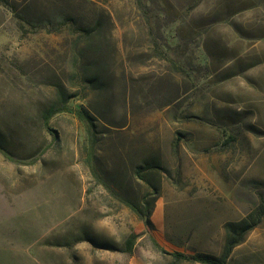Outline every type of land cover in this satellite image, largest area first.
Masks as SVG:
<instances>
[{"label":"rangeland","instance_id":"rangeland-1","mask_svg":"<svg viewBox=\"0 0 264 264\" xmlns=\"http://www.w3.org/2000/svg\"><path fill=\"white\" fill-rule=\"evenodd\" d=\"M11 1L0 264H127L131 234L151 245L166 221L194 236L196 214L223 215L216 229L264 203V0ZM64 101L89 114L93 137L68 112L46 129L43 113ZM146 160L160 166L156 191L135 173ZM246 238L249 264H264V219Z\"/></svg>","mask_w":264,"mask_h":264},{"label":"crops","instance_id":"crops-1","mask_svg":"<svg viewBox=\"0 0 264 264\" xmlns=\"http://www.w3.org/2000/svg\"><path fill=\"white\" fill-rule=\"evenodd\" d=\"M196 215L198 216L192 218L200 219V221L194 222L195 227L191 229L198 230L200 233L198 232L193 236L188 228L176 226L184 223L172 225L171 222H160V225L157 226L151 234L155 243L149 245L136 242L133 247V253L131 255L127 254L129 257L127 264H200L176 259L170 255L174 253H180L186 256H191L196 253L210 254L217 257L221 256L226 241L224 224L233 221L222 222L221 226L215 229L213 225L217 222L212 220L225 218L223 215L213 216L206 213ZM177 218L187 219L190 217L179 216ZM163 219H165V217H163ZM214 229L218 230V235L207 234ZM214 242H216V245L211 246ZM162 250L169 254L162 253ZM253 255L254 252H251L249 247V238H246L242 244L236 246L232 250L226 264H249V260L254 257ZM262 260L263 258L260 259L259 264H262ZM251 264H257V261H251Z\"/></svg>","mask_w":264,"mask_h":264},{"label":"trees","instance_id":"trees-1","mask_svg":"<svg viewBox=\"0 0 264 264\" xmlns=\"http://www.w3.org/2000/svg\"><path fill=\"white\" fill-rule=\"evenodd\" d=\"M13 2L11 0H0V5H4L6 7L12 8ZM160 53L162 50H159ZM173 67H175L176 71H184V68L182 64L178 62H172ZM95 82V80H93ZM62 95V94H60ZM62 97V96H61ZM68 101H64L60 104V106L57 108L52 107L48 108L44 113V126L46 127L47 130H51L49 128V123L51 119L58 113V112H68L72 113L77 116V118L83 122V124L86 125L88 129V133L90 137H93V131H94V126L92 123V119L84 111H77L71 109L67 105ZM94 145H91L90 147V155L93 157L94 156V150H93ZM159 163L156 160H146L144 163L139 165L137 169L135 170L136 175L138 176L139 179L143 180L148 186L156 191V186L151 182V180L148 178L149 175L157 172V169H159ZM126 205L132 209L135 213H137L140 217H142L145 221L146 226L149 229H154V226L151 222V214L149 209L142 208L141 206H138L136 202L134 201H125ZM264 219V203H261L260 205L256 206L253 208L245 217L238 221H233V222H226L224 224V229L226 231V241L223 249V253L221 256H213L210 254H204V253H196L191 256H186L180 253H174L170 254L176 259H182L186 260L190 263H200V264H226V261L228 257L230 256L232 250L242 244L248 233L256 229L257 227L260 226L262 223V220ZM138 235L136 234H131L128 236V238L125 241V244L123 248L120 250L123 253H126L128 255H131L133 253V247L138 239ZM153 241V240H152ZM153 243H155L153 241ZM164 254H169L168 252L162 250L161 251Z\"/></svg>","mask_w":264,"mask_h":264}]
</instances>
